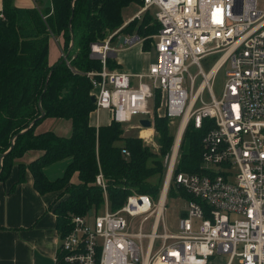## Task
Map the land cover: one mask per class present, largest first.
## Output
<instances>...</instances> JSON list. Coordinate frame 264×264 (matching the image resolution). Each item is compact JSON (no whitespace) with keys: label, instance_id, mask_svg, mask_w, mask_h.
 Returning <instances> with one entry per match:
<instances>
[{"label":"built area","instance_id":"obj_1","mask_svg":"<svg viewBox=\"0 0 264 264\" xmlns=\"http://www.w3.org/2000/svg\"><path fill=\"white\" fill-rule=\"evenodd\" d=\"M141 1L131 20L153 9L160 25L154 35L157 60L141 74L108 67L109 56L118 49L113 38H120L131 20L92 43L91 55L102 62L101 70L87 72L96 109L109 110L112 120L128 128L138 117L137 126L145 128L140 120L151 119L150 101L159 89L166 114L180 117L179 128L186 118L184 131L191 121L201 128L205 118L212 119L203 138L202 171L175 172L177 134L165 158L159 196L132 190L117 210L106 198L101 210L73 215L70 230L61 234L56 263L209 264L216 253H225L230 255L227 264L237 257L242 264H264V0ZM124 36L120 46L146 39ZM218 53L206 71L202 60ZM227 64L217 97L214 80ZM123 153L130 155L126 149ZM96 182L107 194L102 170ZM171 185L192 196L176 232L165 221ZM127 216L140 220L133 226Z\"/></svg>","mask_w":264,"mask_h":264},{"label":"trees","instance_id":"obj_2","mask_svg":"<svg viewBox=\"0 0 264 264\" xmlns=\"http://www.w3.org/2000/svg\"><path fill=\"white\" fill-rule=\"evenodd\" d=\"M133 3L142 1L53 0L50 12V8H21L14 0H3L0 181L9 177L17 158L30 150L42 151L29 164H20L19 182L24 181L25 170L29 168L40 193L61 191L62 199L54 212L62 235L70 230L73 215L101 210L106 198L111 210H117L132 190L158 197L164 184V158L175 140L167 114L155 116L158 151L138 135H125L123 126L114 120L99 127L91 122L96 103L91 99L93 84L87 72L101 70L102 62L91 55L90 46L104 39L108 30L121 26L125 21L124 9ZM159 28L154 16L146 13L142 23L138 24L134 18L122 32L142 37L158 33ZM58 36L63 38L64 55L69 54L67 59L62 55L50 64V40ZM151 46L149 40L143 41V49ZM107 64L110 69L120 66L113 56H109ZM160 94L156 89V106L160 104ZM49 117L70 120L71 135L61 136L54 131L36 133L39 123ZM213 124L210 118L204 119L201 128L189 122L181 141L176 173L202 171L203 138ZM124 149L130 152L129 157H125ZM63 160H67L63 174L49 178L46 167ZM100 170L107 194L96 182ZM178 189L184 198L192 199L184 189Z\"/></svg>","mask_w":264,"mask_h":264},{"label":"crops","instance_id":"obj_3","mask_svg":"<svg viewBox=\"0 0 264 264\" xmlns=\"http://www.w3.org/2000/svg\"><path fill=\"white\" fill-rule=\"evenodd\" d=\"M14 3L21 8L37 7L43 10L50 8V12L53 11V0H14ZM2 9L3 0H0V12ZM134 15L127 18L126 22ZM124 34L126 33L122 32L120 36ZM54 38L60 42L57 57L51 55ZM118 38L116 37L113 43L117 41L118 44L120 41ZM142 46L143 42H137L133 46H121L117 49L116 55L111 56L117 59L120 69L133 74L145 73L153 62H147ZM62 48L63 38L52 37L49 44L50 64L56 63L63 55ZM111 121L110 111L107 109H96L91 114V122L97 127L107 125ZM46 131L69 136L72 124L70 120L49 117L36 127V133ZM41 154L42 151L39 150L26 152L16 159L9 177L5 181H0V264H57L61 231L54 207L62 199L61 191L40 193L34 185V177L29 168L25 170L24 181L19 182L20 164L27 165ZM2 163L1 156L0 167ZM45 171L49 178L55 179L63 174L64 169L56 177L49 175L47 167Z\"/></svg>","mask_w":264,"mask_h":264},{"label":"rangeland","instance_id":"obj_4","mask_svg":"<svg viewBox=\"0 0 264 264\" xmlns=\"http://www.w3.org/2000/svg\"><path fill=\"white\" fill-rule=\"evenodd\" d=\"M142 7L141 3H133L130 6L126 7L124 9V17H125V21L124 23L120 26L122 27L125 23L127 18L129 19L131 16H133L136 12H138L140 10V8ZM259 7L262 8L263 7V3L259 2ZM149 13L152 16H154V11L153 9L150 11H147L145 13H143L140 17H136L137 23L140 24L144 21V17L145 14ZM155 19V18H154ZM128 25V24H127ZM126 25V26H127ZM118 27V28H120ZM114 30H108L106 37L113 32ZM156 34V32L154 34H149V35H143V38H146L145 40H149L150 41V45H152L150 48L147 49H143V46L141 47L143 50V55L145 56V59L147 60V62H155L157 60V56H156V50L154 47V35ZM115 46H117V48L119 49L121 46L117 45V41L114 42ZM59 45L60 42L57 38L53 39L52 45H51V55L57 57L58 52H59ZM125 45H123L122 47H124ZM129 46V45H127ZM220 53L218 54H213L210 55L208 57H206L205 59L202 60V66L203 68L207 71L210 69V67L213 65V63L219 58ZM230 67L229 64H227L224 68H222L218 74L215 77L214 80V93L217 97H220L222 94V89H223V85L225 82V77H226V70H228ZM191 73L195 74L197 72V66L193 65L191 66ZM206 97L208 98L209 95L206 94ZM160 104L159 106H156V96L154 99H152L150 101V108L152 110V114H151V120H152V126L149 128H142V127H138L136 122L138 121V117L134 118V127H123L125 129V135H138L140 138H142L145 143L151 145L153 147L154 150L158 151L160 148L159 143L157 142V132L155 129V116H166V112H165V98L163 96V94H160ZM170 118V117H169ZM179 123H180V117H176V118H170L169 119V125L171 127L172 133L175 136L178 134L179 131ZM184 135V134H183ZM142 136H147V140H145ZM183 138V137H182ZM182 141V140H181ZM175 143V140H174ZM174 143L172 145V148L174 146ZM181 145V144H180ZM172 148L169 152L172 151ZM168 152V153H169ZM168 153L166 154V156L168 155ZM165 156V158H166ZM164 158V161H165ZM69 160V159H67ZM67 160H63V161H59L57 163H54L50 166L47 167L48 173L51 177H56L57 175H60L62 173V170L65 168ZM64 165V168H63ZM165 181V180H164ZM173 191H171L169 193L168 199H167V209H166V214H165V221H166V225L168 227V230L170 232H176L178 231V223H179V219L181 217V212L186 208L187 205V199L184 198H179V195H181V191L178 189V187L176 185H173ZM182 196V195H181ZM128 220L131 219V223L133 226L137 225V223L139 222L140 218L136 217V218H130L129 216H127ZM150 225H151V221L147 222V229H150ZM163 227H161V232L163 231ZM146 242V240H145ZM160 242H157V245H159ZM230 255L229 254H219L216 253V255L212 258H210L209 260V264H227L229 261ZM231 264H242L239 261V258H235Z\"/></svg>","mask_w":264,"mask_h":264},{"label":"water","instance_id":"obj_5","mask_svg":"<svg viewBox=\"0 0 264 264\" xmlns=\"http://www.w3.org/2000/svg\"><path fill=\"white\" fill-rule=\"evenodd\" d=\"M125 40H126L125 36H122V37L120 38V41H119V43H118L117 45L120 46L121 44H125ZM71 46H72V44H71ZM68 54H69V53H66V55L64 56L65 59H67ZM115 55H116V52L114 53V56H115ZM94 57L98 59L97 55H94ZM91 99H92V101H93L94 103H96V97H95V96L92 95ZM44 114H45V113L42 111V115H41V116H44ZM140 123H141V125H142L143 127H147V128H149V127L152 126V120L149 119V118H142V119L140 120Z\"/></svg>","mask_w":264,"mask_h":264},{"label":"bare ground","instance_id":"obj_6","mask_svg":"<svg viewBox=\"0 0 264 264\" xmlns=\"http://www.w3.org/2000/svg\"><path fill=\"white\" fill-rule=\"evenodd\" d=\"M185 124H186V118L185 120L183 121L182 125L180 126L179 128V131H178V136H177V146H179L181 144V140H182V137H183V134H184V128H185Z\"/></svg>","mask_w":264,"mask_h":264}]
</instances>
